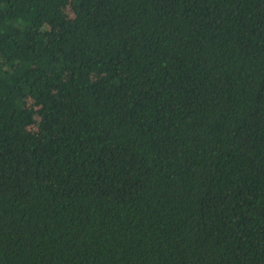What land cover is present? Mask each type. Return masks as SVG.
I'll return each instance as SVG.
<instances>
[{
	"label": "trees",
	"instance_id": "obj_1",
	"mask_svg": "<svg viewBox=\"0 0 264 264\" xmlns=\"http://www.w3.org/2000/svg\"><path fill=\"white\" fill-rule=\"evenodd\" d=\"M0 264H264V0H0Z\"/></svg>",
	"mask_w": 264,
	"mask_h": 264
},
{
	"label": "rangeland",
	"instance_id": "obj_2",
	"mask_svg": "<svg viewBox=\"0 0 264 264\" xmlns=\"http://www.w3.org/2000/svg\"><path fill=\"white\" fill-rule=\"evenodd\" d=\"M31 127H35V125L34 126H31Z\"/></svg>",
	"mask_w": 264,
	"mask_h": 264
}]
</instances>
